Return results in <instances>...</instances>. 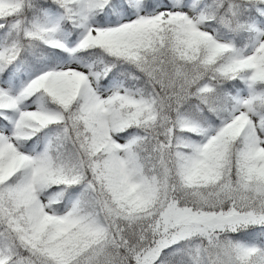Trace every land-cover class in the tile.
Instances as JSON below:
<instances>
[{
	"label": "snow or ice",
	"instance_id": "1",
	"mask_svg": "<svg viewBox=\"0 0 264 264\" xmlns=\"http://www.w3.org/2000/svg\"><path fill=\"white\" fill-rule=\"evenodd\" d=\"M0 264H264V0H0Z\"/></svg>",
	"mask_w": 264,
	"mask_h": 264
}]
</instances>
